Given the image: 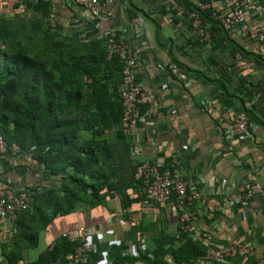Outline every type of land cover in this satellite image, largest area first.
<instances>
[{"label": "trees", "instance_id": "1", "mask_svg": "<svg viewBox=\"0 0 264 264\" xmlns=\"http://www.w3.org/2000/svg\"><path fill=\"white\" fill-rule=\"evenodd\" d=\"M4 1L0 0V136L6 146L4 155L30 158L36 169L58 184L24 188L32 204L14 217L15 233L9 237L0 264H67L76 244L64 236L35 261L25 259L52 219L69 213L76 203L94 207L106 198L120 199L121 208H125L130 199L128 189L135 184L143 190L140 201L144 199L142 180L135 178L142 161L132 158L133 137L122 121V64L116 56L108 58L105 37L64 31L56 17L51 22L55 9L50 0H14L12 12ZM122 1L138 19L152 26L157 46L166 50L168 61L188 80L210 85L225 101H235L251 125V135L254 127L264 132V75L255 81L248 75L251 70L264 72V57L240 43L246 39L255 42L253 38L232 39L223 29V16L214 6L223 0H202L208 5L204 9L194 0H172L181 15L169 0ZM257 1L264 10V0ZM17 9L21 13L15 12ZM191 14L200 20L198 29L193 27ZM164 17L183 37L182 44L162 36ZM97 21L88 23L94 26ZM198 30L208 34V39L198 36ZM117 40L122 41L119 33ZM192 45L227 50L232 59L230 73L212 78L182 64L177 53L184 55V48ZM237 62L242 68L237 69ZM210 65L219 67L216 62L210 61ZM144 105L139 107L141 115ZM155 242L153 252L140 257L147 264H204V243L193 241L179 226L175 236L163 233ZM134 260L120 258L112 264H132Z\"/></svg>", "mask_w": 264, "mask_h": 264}, {"label": "crops", "instance_id": "2", "mask_svg": "<svg viewBox=\"0 0 264 264\" xmlns=\"http://www.w3.org/2000/svg\"><path fill=\"white\" fill-rule=\"evenodd\" d=\"M50 1L55 9L53 18L56 17L64 31L101 36L114 28L132 50H139L133 76L152 98L144 105L142 121L131 139L135 148L132 158L135 162L149 159L164 168L173 159L180 160L187 193L196 196L190 211L197 218L198 230L210 232L211 247L225 250L233 243H243L254 249L252 256L230 257L223 264H264V240L260 236L264 229L262 199L253 196L244 207L229 200L232 192L254 182L264 187V132L254 127L252 135L237 139L232 123L240 108L235 101H225L214 87L200 81H190L186 87L160 70L161 62L168 60L166 50L157 46L152 26L138 19L122 0H100L101 16L94 26L88 23L91 20L83 10L73 6L72 0ZM4 4L13 11L14 0H5ZM214 6L224 17L231 9V0L214 2ZM244 9L246 19L252 24L258 23L264 13L257 0L246 2ZM15 12L21 13V10ZM140 21L144 29L137 35ZM177 32L167 17L162 18L161 33L165 39L182 44L183 37ZM240 43L264 57V45L247 39ZM183 52L184 55H176L182 64L209 77L230 73L228 66L232 59L227 50L192 45L186 46ZM209 60L219 63V67L210 65ZM238 64L237 69L242 68ZM248 73L254 81L264 75L261 70ZM57 184L54 178L36 169L35 162L28 157L4 155L0 160V189L49 188ZM142 191L140 185L130 186V199L124 203L129 205L125 208H121L118 198H106L94 207L76 203L72 211L56 216L40 231L37 247L28 251L25 259L35 261L58 237L83 226L92 231L95 247L86 264H112L120 258L136 259L132 264H147L140 257L153 252L155 240L161 234L175 236L179 218L172 202L143 204ZM12 222L10 218L0 219V262L7 250Z\"/></svg>", "mask_w": 264, "mask_h": 264}, {"label": "built area", "instance_id": "3", "mask_svg": "<svg viewBox=\"0 0 264 264\" xmlns=\"http://www.w3.org/2000/svg\"><path fill=\"white\" fill-rule=\"evenodd\" d=\"M34 1L39 0H19ZM199 9H204L208 5L204 4L202 0H194ZM73 5L78 6L83 10L88 19L97 21L100 19L102 4L100 0H72ZM171 7L176 8L174 2L169 0ZM245 0H233L231 9L227 15L222 19V26L225 31L229 33L232 39L249 36L253 38L258 44L264 45V13L261 15V20L258 23L252 24L245 17ZM178 15L182 11L176 8ZM53 15L50 16L51 22ZM193 20V27L199 28L200 20L196 14H191ZM142 21V20H141ZM140 21V22H141ZM142 22L136 28V34L143 33ZM116 29L106 30L101 36L107 39L108 58L116 56L122 64L121 83L119 84V96L122 103V121L127 128V132L132 137L136 134L139 124L142 121L139 107L147 104L152 98L151 93L143 90L142 86L134 79L133 73L136 66L139 50H132L128 44L117 40ZM198 36L203 39H208V34L197 31ZM242 67V65L238 64ZM160 70L173 76L176 80L189 87L190 80H188L180 68L168 60L161 62ZM251 125L244 114L239 113L232 123V131L237 139L243 140L250 134ZM135 148H133V151ZM6 152L5 143L0 136V160ZM135 178L142 180L144 186L143 204H166L172 202L179 218V228L182 232L188 234L193 241H201L205 245L204 257L202 262L204 264H223L227 258L230 257H244L252 256L254 249L250 245L243 243H233L225 250L215 249L211 247V234L208 231H199L196 226V216L190 211V206L196 198L194 195H188L187 182L180 172V160L173 159L170 166L167 168L156 164L152 160L146 159L137 166ZM258 195L263 202L262 212L264 213V187L259 183L254 182L248 187L234 191L231 193L230 202L236 203L244 207L249 199ZM32 204L31 195L24 189L14 190L11 188L0 189V219L10 218L14 222V217L20 212L30 209ZM12 222V229L9 235L15 233L14 224ZM63 236L71 243L76 244L74 253L70 256V264H86L89 258L95 253V247L92 243V231L86 227H78L76 230H69ZM264 240V229L260 233ZM122 264H129L123 262Z\"/></svg>", "mask_w": 264, "mask_h": 264}]
</instances>
